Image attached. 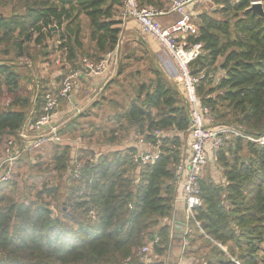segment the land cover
Instances as JSON below:
<instances>
[{
  "label": "trees",
  "instance_id": "1",
  "mask_svg": "<svg viewBox=\"0 0 264 264\" xmlns=\"http://www.w3.org/2000/svg\"><path fill=\"white\" fill-rule=\"evenodd\" d=\"M122 1L0 0V9L14 4L8 16L0 14L1 54L14 55L0 60V97L3 90L12 96L6 107H0V140L6 137L3 148L9 139L23 147L16 137L22 124L42 114L44 96L58 91L70 72L80 70L83 58L96 64L113 51L121 32L117 17ZM206 2L209 9L193 6L198 32L185 39L188 46H201L190 64L192 75L202 76L197 95L211 110L216 126L260 136L264 132V17L249 8L260 3L264 11V0ZM138 4L165 10L170 0L167 6L166 0H138ZM82 24L87 27L86 37ZM51 38L65 60L58 64L61 74L55 75L56 89L45 84L43 77L32 78L12 64L24 57L35 61L42 57L41 50L44 60L48 53L43 44ZM30 43L42 49L30 53L26 47ZM147 50L141 51L149 61L146 80L139 83L128 105L119 107L121 111L114 115L117 128L109 129L101 152L85 149L79 157L71 154V146L62 139L77 132L89 110L80 113L85 106L81 104L79 112L64 122L60 104L56 123L60 142L24 154L18 166L25 157L50 148L53 172L57 180H65L64 185L46 187L31 200L4 197L2 191L13 182L0 184V264H121L129 257L145 264L138 253L146 245L152 246L147 255L151 264H163L158 259L169 252L171 228L177 229L163 220L171 219L175 211L173 174L182 160L189 115L181 91ZM134 59L135 54L126 52L115 77L127 76ZM217 72L222 76H215ZM26 85L33 90L32 95L26 93L30 98L22 93L25 88L30 92ZM105 96L103 91L97 103L105 101ZM107 104L116 106V101L109 99ZM130 132L158 146L159 159L146 165L134 163L137 146L124 141ZM76 163L84 165L78 179L73 176ZM211 164L219 171L221 184L211 175L201 178L202 206L194 211L188 245L181 255L192 258L194 264H264V146L231 137ZM67 182L71 186L64 195L61 188L67 190ZM50 195L58 196L57 201L63 198L56 214L44 198Z\"/></svg>",
  "mask_w": 264,
  "mask_h": 264
},
{
  "label": "built area",
  "instance_id": "2",
  "mask_svg": "<svg viewBox=\"0 0 264 264\" xmlns=\"http://www.w3.org/2000/svg\"><path fill=\"white\" fill-rule=\"evenodd\" d=\"M196 0H170L167 9L161 10L153 6L140 7L138 0H123L122 9L118 14L121 32L113 51L108 52L100 62L94 64L83 58L81 69L72 71L61 82L60 88L54 93L44 96L42 114L35 121H26L20 127L17 138L23 145L22 148L15 144L14 139H9L3 148L0 159V184L12 183L18 176V160L24 154H29L44 144L60 142L58 127L59 106L62 100H69L74 81L80 77H106L113 74L119 62L120 48L122 45L125 28L133 22L139 34L152 39L166 54L173 64L176 76V87L181 91L188 107V151L186 158L176 166L173 174L175 186L174 204H180L185 218V230L182 251L188 245L186 239L189 224L195 221L194 211L202 206L200 197V180L205 167L209 163H216L217 155L225 142L231 137H240L245 141L264 146V132L257 137L243 135L238 128L216 126L211 110L201 103L197 95V86L202 76H193L190 69L191 62L199 55L200 45L188 46L185 43L187 36L196 35L198 32L197 15L192 12ZM180 16L167 26H163L160 18ZM125 38V37H124ZM57 62V61H56ZM65 62L64 58L62 61ZM30 132L32 134H30ZM159 136L158 131L154 132ZM137 153L133 155L134 163L146 165L159 159L158 146L146 142L143 137H135ZM84 165L77 163L74 169V178L80 177ZM94 220V214L91 213ZM197 226L199 223L195 222ZM152 253V246L146 245L139 251V257L145 264H151L147 255ZM121 264H136L133 258L123 260ZM235 264H240L235 261Z\"/></svg>",
  "mask_w": 264,
  "mask_h": 264
},
{
  "label": "rangeland",
  "instance_id": "3",
  "mask_svg": "<svg viewBox=\"0 0 264 264\" xmlns=\"http://www.w3.org/2000/svg\"><path fill=\"white\" fill-rule=\"evenodd\" d=\"M206 1L207 0H198L197 2L196 0L195 2L197 3L194 7H196L199 10L209 9L210 7L208 6V3ZM167 3L168 0H166V6ZM201 3H207V4L200 5ZM13 5L14 4L11 5L9 4L7 7L1 8L0 14L8 16L10 14ZM82 25L84 30L83 34L84 37H86L87 27L85 24ZM35 37L36 35L33 36V39ZM141 37L142 36L139 35L138 32L136 31L134 32V34L129 33L127 37L125 35L123 36L122 45L120 48L121 50H120L119 61L120 58L124 57V54L126 52L136 55V59L130 61L131 65L125 73L127 74V76L124 75L120 78L115 77L111 81L104 84L102 87L106 95L105 96L106 100L102 101L100 104L97 103L103 91L102 93L97 94L95 98L93 97L92 99H89V101L85 103V106L80 110V113L84 112L85 110H89V116L85 117L83 120L80 121V124L78 126L79 129L76 130L77 132L66 134L62 139V143L63 142L64 144L68 143L71 146V150H72L71 154L73 153V156L79 157V153L81 150L93 149L95 153L96 152L99 153L102 151V149L105 148L104 144L106 143V139L108 138L109 129L117 128V125L115 124L114 121V115L121 111L119 107L125 108L128 105L131 99L135 96V89L139 86V83L146 80L147 73L145 72V70L147 64H149V61H148V56L143 55L141 52L143 48L147 49V46L144 47L142 46ZM55 41H56L55 38L45 40L43 45L47 50L45 51V53H48L46 58H44L45 61L41 59L44 56V51L41 50L39 55L42 57H39V59L37 57V60L35 61H31L29 58L27 59L26 57H24L23 59L21 58L16 59L12 64L19 65V67H21L20 71L29 75L32 78L33 76L44 78L45 75H47L48 78L45 80L46 82L44 83L49 85L50 88L54 87L55 85H57V83H55V79H56L55 75H57V73L61 74L57 62L62 61L61 53L57 51L58 45L57 43H55ZM137 41H139L140 44H136ZM33 46H34L33 43H30L28 44V46H26L29 49L30 53H35L37 50L42 49V47L35 46L34 48ZM2 50H3V46H0V60L7 61V59L10 58L13 59L14 56L13 53H10L11 57H6L1 54ZM40 59L41 62L39 61ZM150 59H152V57H150ZM117 68L118 65L116 66L113 74L110 75H116ZM136 73H138V76L134 75ZM215 76L221 77L222 72H217ZM168 79L170 80L169 77ZM112 81L115 82H113V84L107 89L109 83ZM170 81L172 84L176 85L175 80L174 81L170 80ZM26 86L30 89V92H28L25 88V92L22 93L30 98V96L26 93L32 95L33 90H31L32 89L31 85H26ZM79 97L83 98L82 95H79ZM109 99L115 100L116 106H111L107 104V101ZM10 101H12V96H10L8 93L5 92V90H3V93L0 97V107H6L10 103ZM62 103H61L62 106L66 105ZM84 113H88V111ZM70 119H72V117L67 118L68 121H70ZM59 128L61 129L62 126ZM131 133L132 132H130L129 134ZM119 136L124 137L125 135L119 134ZM135 137L136 134L135 135L131 134L129 135V137L124 138V141L127 144H133L136 142ZM5 140L6 137H3L0 140V155L1 152H3L2 149ZM53 165L54 164H53L50 148L45 149L43 153L39 151L31 155V157L30 156L25 157L20 162L17 168L18 169L17 179L12 183L11 186L3 190L1 195H3L4 197H11L13 199H17L19 197H25L27 199L35 200L36 199L35 195L38 193V191L45 190L46 187L51 188L52 187L51 185L63 186L65 180H63V182L62 181L60 182L59 180L56 179V174L55 172H53V167H54ZM67 174L68 176L70 175L69 172ZM206 175L209 176L211 175L214 182L217 185L221 184L219 171H215L214 166H212L211 163H209L205 167L202 178L205 177ZM70 186H71L70 183L67 182V187H66L67 190L61 188L63 194L69 190ZM44 198L46 201H49V203L51 204L50 209L56 214L58 208L55 207L56 205L59 206L60 204L59 202H61L63 198L59 199L58 201H57L58 196L50 195L47 197L44 196ZM170 221L171 219H164L163 223H170Z\"/></svg>",
  "mask_w": 264,
  "mask_h": 264
},
{
  "label": "crops",
  "instance_id": "4",
  "mask_svg": "<svg viewBox=\"0 0 264 264\" xmlns=\"http://www.w3.org/2000/svg\"><path fill=\"white\" fill-rule=\"evenodd\" d=\"M180 16L173 15L170 17H164L160 18V22L163 26H167L170 23H172L174 20L178 19ZM138 32L136 29V26L133 22H131L124 30L125 36L127 37L130 34H134V32ZM139 34V33H138ZM141 35V34H139ZM141 41L144 42L147 47L149 48L150 53L153 56L154 62L157 63L158 67L161 69V71L165 74V76L169 77L170 80L174 81L176 76V71L173 66V64L170 62L166 54H164L161 50V48L154 42L152 39H150L147 36L141 35ZM136 44H140L139 41L136 42ZM125 57V54H124ZM155 57V58H154ZM44 66V65H43ZM115 77V75H109L106 77H80L74 82V90L69 98V100H63L65 106H60L61 115L64 119V122L67 121V118L70 117V115L73 113H78L79 108L81 104H85L89 99L95 98L97 94L102 93L103 91V85L112 80ZM48 77L45 75L44 79L46 80ZM57 85H55L53 88L56 89ZM79 95H82V97H79ZM95 102V101H93ZM60 103V104H61ZM62 103V104H63ZM63 124V123H62ZM185 147L184 152L181 156V159L186 158L187 151H188V133H186L185 137ZM3 151V149H2ZM2 156V152H1ZM175 211L171 218V225L174 227L176 226L177 229H172L170 231V249L166 256L159 258L158 263L163 264H194V260L192 258H185L182 256L180 251V238L176 237V235H181L184 239L183 233L185 230V218L182 206L180 204H175L174 207ZM189 234V231H188ZM188 236V235H187ZM187 239V238H186Z\"/></svg>",
  "mask_w": 264,
  "mask_h": 264
},
{
  "label": "water",
  "instance_id": "5",
  "mask_svg": "<svg viewBox=\"0 0 264 264\" xmlns=\"http://www.w3.org/2000/svg\"><path fill=\"white\" fill-rule=\"evenodd\" d=\"M249 10L259 17H262V18L264 17L263 7L260 3L252 4ZM53 30H55V28H53ZM176 237H179L181 240L180 241V251H182L183 238L181 235H176Z\"/></svg>",
  "mask_w": 264,
  "mask_h": 264
}]
</instances>
